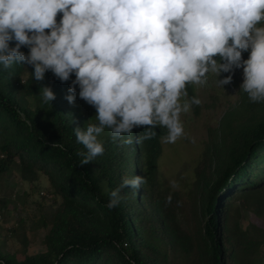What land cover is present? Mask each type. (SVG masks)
Masks as SVG:
<instances>
[{
	"label": "trees",
	"instance_id": "16d2710c",
	"mask_svg": "<svg viewBox=\"0 0 264 264\" xmlns=\"http://www.w3.org/2000/svg\"><path fill=\"white\" fill-rule=\"evenodd\" d=\"M32 71L26 64L10 70L0 66V175L16 161L18 178L31 193L38 190V176H45L48 189L35 207L47 232L42 249L29 254L34 229L26 230L20 219L4 235L20 232L23 254L17 258L3 242L0 264H129V259L135 264H264V228L240 225V210L254 218L264 213V103H250L239 86L234 104L226 106L216 126L207 127L193 181L179 193L159 171L165 128L140 143L135 141L143 127L134 128L131 145L113 141L106 129L99 137L105 154L81 166L77 152L84 148L73 128L96 123V109L79 98L78 86L75 106L68 103L71 81L61 83L49 71L36 82L28 74ZM43 86L55 93L51 105L39 100ZM187 92L188 99L196 95L192 84ZM198 106L191 107L194 117ZM133 176L144 177L145 183L137 191L123 189L125 199L110 211V192ZM28 196L16 197L13 210Z\"/></svg>",
	"mask_w": 264,
	"mask_h": 264
},
{
	"label": "clouds",
	"instance_id": "9594fccd",
	"mask_svg": "<svg viewBox=\"0 0 264 264\" xmlns=\"http://www.w3.org/2000/svg\"><path fill=\"white\" fill-rule=\"evenodd\" d=\"M24 64L36 82L49 71L71 81L68 103L75 106L78 86L79 98L96 109V123L73 128L84 148L81 166L105 154L99 137L106 129L113 141L131 145L134 128L143 127L137 143L165 128L161 142L174 144L184 135L181 114L201 103L188 99L187 85H207L210 73L224 92L242 69L240 91L264 103V0H0V66ZM55 99L50 86L40 88L41 104ZM143 183L124 178L106 207H118L123 189Z\"/></svg>",
	"mask_w": 264,
	"mask_h": 264
},
{
	"label": "rangeland",
	"instance_id": "374dc122",
	"mask_svg": "<svg viewBox=\"0 0 264 264\" xmlns=\"http://www.w3.org/2000/svg\"><path fill=\"white\" fill-rule=\"evenodd\" d=\"M243 59H248V53H243ZM228 74H222L221 79ZM243 79V70H235L233 83L225 86L224 92L216 86V76L214 73L208 74L207 85H193L195 97L200 99L198 106V116H193L191 110L188 113L181 114V122L184 127V135L177 139L174 144L162 143V153L159 158V171L167 186L172 191L183 193L188 189L189 184L193 181V167L202 150L203 143L207 138V127L216 126L218 119L224 112L228 104L233 103L236 99V91ZM212 99V102H211ZM213 107H210V105ZM231 104V105H233ZM207 106L206 108L204 107ZM84 102L79 103L82 114H86ZM19 170L17 162L14 161L9 171L0 175V244L4 242L5 249L17 254L21 258L23 252L19 242V233L15 237L7 236L5 232L14 228V225L22 219L24 227L34 229V241L28 243L27 253H35L41 250V240L47 232V228L41 226V212L35 207V203L42 202L45 198L48 183L43 175L38 176V190L30 192V186L19 180ZM170 181H176L179 187L173 189ZM28 193L24 206L17 205L13 210L11 202L21 193ZM5 201V205L2 203ZM45 202L42 206L48 205ZM240 225L244 227L247 222H253L259 228H264V213L259 218H254L248 212L240 210ZM5 238V240H4Z\"/></svg>",
	"mask_w": 264,
	"mask_h": 264
}]
</instances>
